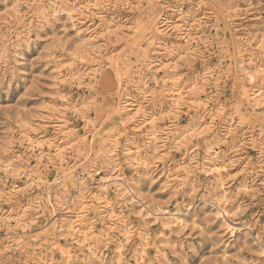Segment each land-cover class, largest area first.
Returning a JSON list of instances; mask_svg holds the SVG:
<instances>
[{
  "label": "rangeland",
  "instance_id": "obj_1",
  "mask_svg": "<svg viewBox=\"0 0 264 264\" xmlns=\"http://www.w3.org/2000/svg\"><path fill=\"white\" fill-rule=\"evenodd\" d=\"M0 264H264V0H0Z\"/></svg>",
  "mask_w": 264,
  "mask_h": 264
},
{
  "label": "bare ground",
  "instance_id": "obj_2",
  "mask_svg": "<svg viewBox=\"0 0 264 264\" xmlns=\"http://www.w3.org/2000/svg\"><path fill=\"white\" fill-rule=\"evenodd\" d=\"M136 106V105H135ZM128 109V108H127ZM133 119V118H132ZM130 149V148H129ZM131 152V151H130ZM220 164V163H219ZM220 169L221 168H219V167H216V170L218 171L217 173H220L221 171H220ZM108 182V181H107ZM107 184V183H106ZM108 185V184H107ZM104 187V186H103Z\"/></svg>",
  "mask_w": 264,
  "mask_h": 264
}]
</instances>
